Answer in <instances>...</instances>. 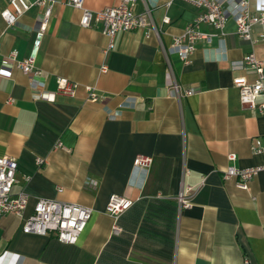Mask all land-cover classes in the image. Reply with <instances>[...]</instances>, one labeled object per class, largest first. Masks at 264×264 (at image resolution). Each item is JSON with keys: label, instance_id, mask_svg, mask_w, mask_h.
Masks as SVG:
<instances>
[{"label": "crops", "instance_id": "crops-1", "mask_svg": "<svg viewBox=\"0 0 264 264\" xmlns=\"http://www.w3.org/2000/svg\"><path fill=\"white\" fill-rule=\"evenodd\" d=\"M118 1L84 0V6ZM6 7L9 0H0V12ZM147 9L148 33L139 27L111 38L81 26L80 9L67 0H55L41 34L39 6L10 25L0 14V155L17 160L11 192L28 194L22 215L0 212V264H243L244 258L264 264V170L246 188L223 176L229 165L264 164V154L252 150L254 138L264 137V112L241 104L232 81L240 74L252 80L240 59L252 50L264 61V44L239 38L231 20L221 40L207 24L202 29L213 34L211 42L198 40L184 63L168 47L196 7L185 0L135 1V11ZM260 29L254 25L252 35ZM36 39L43 88L54 91L56 78L65 76L79 84L74 96L32 97L31 75L8 55L26 57ZM207 46H218L225 59H209L215 51ZM168 69L181 93L194 92L173 95ZM86 85L97 100L88 98ZM136 154L151 156L146 171L134 168ZM185 184L194 187L189 207L177 200ZM111 194L132 201L116 221L118 233L105 212ZM37 198L92 208L75 243L21 230Z\"/></svg>", "mask_w": 264, "mask_h": 264}, {"label": "built area", "instance_id": "built-area-1", "mask_svg": "<svg viewBox=\"0 0 264 264\" xmlns=\"http://www.w3.org/2000/svg\"><path fill=\"white\" fill-rule=\"evenodd\" d=\"M136 0H119L117 4L107 5L97 10H92L84 6V0H67V4L80 9L79 24L85 27H94L110 38L119 30H131L144 27L146 32L151 29V21L148 9L145 11H135ZM197 9V13L192 20L187 22L182 31L173 36L168 47L169 52L175 53L184 63L189 61L190 55L198 40L211 42L212 33L202 29L203 25L210 24L218 30L219 40L222 39L223 26L231 20L235 25V31L239 38L247 40L250 44H264V0H254L253 9L250 8V0H185ZM55 0H9V7L1 10L0 14L7 24H13L19 16L27 11L31 6L42 8V18L38 34L45 29ZM163 21L167 22L165 16ZM261 27L254 37L251 33L252 27ZM39 39L34 40L31 51L22 59L15 60V51L8 55V59L13 60L18 68L30 74L29 87L32 90V97L39 100H52L55 94L74 96L78 88V82L65 76L56 78V89L49 91L43 88L44 79L41 77V68L35 64V49ZM111 44H109L110 46ZM218 46H207L203 50H214L215 54L209 59L223 60L225 54L216 51ZM243 69L253 74L252 80H248L243 74L233 77V84L238 88L239 101L243 105L251 106L259 112H264V61L250 50L240 59ZM104 66H102V69ZM167 85L175 96L191 94L193 88L183 91L179 90L178 82L173 78L171 71L165 72ZM90 100H97L99 95L95 88L90 85L85 86ZM57 146L61 142L57 141ZM252 150L256 153L264 154V137L254 138ZM229 159H234L235 154L228 155ZM36 163L42 165L44 158L36 157ZM152 161L151 156L136 154L133 160L134 168L147 170ZM17 160L8 155H0V212H13L22 215L28 202V194L24 190L16 193L11 192L13 183L16 181L15 172ZM259 170H264V164L259 166L239 168L229 165L223 172L224 178H236V184L241 188L247 187V182ZM29 179L28 175L24 176ZM203 183L201 180L200 184ZM194 187L192 185H182L177 194V200L181 207L191 205L188 198ZM132 201L120 194H111L105 206V212L113 219L112 231L118 233L120 226L117 219L125 211ZM92 208L76 202H67L52 198H37L32 212L27 215L21 224L23 232L38 234H51L61 242L73 244L84 230L90 216ZM243 264H248V259H243Z\"/></svg>", "mask_w": 264, "mask_h": 264}]
</instances>
